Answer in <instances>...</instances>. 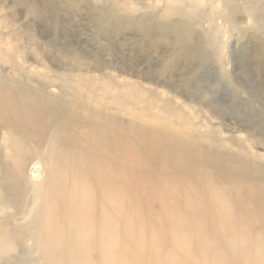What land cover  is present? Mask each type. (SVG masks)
Listing matches in <instances>:
<instances>
[{"label":"bare ground","instance_id":"obj_1","mask_svg":"<svg viewBox=\"0 0 264 264\" xmlns=\"http://www.w3.org/2000/svg\"><path fill=\"white\" fill-rule=\"evenodd\" d=\"M29 12L47 21L44 10ZM115 14L105 7L94 23L118 33L130 26L144 38L165 27L152 16L144 21ZM16 23L0 18V192L7 190L0 203L13 204L12 219L26 208L30 216L36 203L41 209L32 226L13 232L0 226V233H47L46 264H151L149 257L152 264H264V154L251 155L241 141L210 132L202 138L210 145H197L183 132L190 118L150 116L164 127L156 129L152 119H139L154 107L130 93L137 83L120 87L112 75L77 66L56 70L40 62L41 72L26 65L31 55L40 59L43 34L33 26L2 32ZM189 38L184 32L183 41ZM58 41H50L55 54L76 63L80 49ZM59 84L63 93H52ZM191 97L202 95L195 90ZM114 111L133 120L119 121ZM252 128V138L264 141V121ZM29 164L31 186L19 181ZM19 194L33 203L16 201ZM69 247L66 262L59 251Z\"/></svg>","mask_w":264,"mask_h":264},{"label":"rangeland","instance_id":"obj_2","mask_svg":"<svg viewBox=\"0 0 264 264\" xmlns=\"http://www.w3.org/2000/svg\"><path fill=\"white\" fill-rule=\"evenodd\" d=\"M30 7L44 10L47 21L37 22L29 12ZM105 7L116 9V18L129 16L131 20L145 21L152 16L165 27L149 38L130 26L123 32H114L112 27L94 23L98 12ZM1 17L6 22H17L3 33L23 31L29 26L36 32L42 31L43 37L39 39L42 55L37 60L31 55L26 65L40 68L42 62L56 70H60L59 65L77 66L93 75H112L120 87L137 83L130 93L138 102L147 100L154 107V110L143 109L146 116L139 115V119H152L149 121L156 129L164 130L155 121L159 115L168 114L183 122L190 118L183 132L197 145L198 141L210 145L202 140L204 132H210L216 138L241 141L251 155L264 154V141L259 136L256 140L251 136L255 134L252 126L264 121V57L258 54L264 53V0H176L174 3L166 0H0ZM55 22L56 26L51 29ZM182 32L189 33L188 41H183ZM54 38L70 45L72 50L80 49L76 63L71 57L62 59L55 54L50 43ZM22 42L24 51L30 52L26 41ZM192 52L194 56L190 55ZM203 55L205 60L200 59ZM40 70L45 72L46 68ZM142 88L150 91L139 92ZM195 90L205 97L194 100L191 96ZM51 91L61 95L64 90L59 84ZM64 95L66 98L68 93ZM210 100L212 104L207 105ZM114 113L126 124L133 120L128 113ZM166 150L173 152L170 148ZM193 163L197 164L198 160L194 159ZM32 167L33 164L27 165L19 177L22 184L31 186ZM48 175L45 166L44 176ZM3 180L4 175L0 173V181ZM6 192L2 189L1 197ZM15 198L33 203L28 195L19 194ZM36 206L30 216L27 217L26 208V213L12 219L10 215L16 211L13 204L0 203L1 228L13 232L17 226H32L37 210L41 209L39 203ZM123 223L124 220L122 227ZM32 229L0 233V264H46L47 233ZM166 246L164 253L170 250L171 243ZM59 253L68 262L72 248ZM194 254L202 261L199 253ZM147 261L152 264L153 259L149 257ZM134 262L138 264V260Z\"/></svg>","mask_w":264,"mask_h":264}]
</instances>
